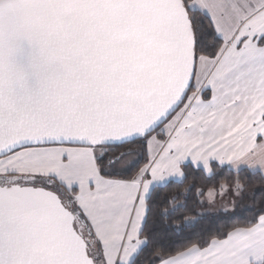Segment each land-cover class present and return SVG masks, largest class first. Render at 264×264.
<instances>
[{
  "label": "snow or ice",
  "instance_id": "snow-or-ice-1",
  "mask_svg": "<svg viewBox=\"0 0 264 264\" xmlns=\"http://www.w3.org/2000/svg\"><path fill=\"white\" fill-rule=\"evenodd\" d=\"M189 160L264 175V0H0V264H264L148 230Z\"/></svg>",
  "mask_w": 264,
  "mask_h": 264
},
{
  "label": "trees",
  "instance_id": "trees-1",
  "mask_svg": "<svg viewBox=\"0 0 264 264\" xmlns=\"http://www.w3.org/2000/svg\"><path fill=\"white\" fill-rule=\"evenodd\" d=\"M213 167L214 173L208 175L202 168L186 163L183 167L184 177L157 186L147 227L164 249H180L189 239L191 242L209 240L217 233L235 227H250L257 218L259 209L264 205V175L247 169L233 171L218 163H213ZM134 172L135 169L129 175ZM237 180L249 192L243 196L237 210L204 212L200 191L215 189L222 184H235ZM188 217H195V220L185 222ZM145 257H154V253L146 252Z\"/></svg>",
  "mask_w": 264,
  "mask_h": 264
},
{
  "label": "rangeland",
  "instance_id": "rangeland-1",
  "mask_svg": "<svg viewBox=\"0 0 264 264\" xmlns=\"http://www.w3.org/2000/svg\"><path fill=\"white\" fill-rule=\"evenodd\" d=\"M135 159V157H133ZM146 162V160L141 159L140 164L143 166V164ZM139 164V165H140ZM225 186V191L221 192V187L215 188L216 195L213 200H209L208 198V190L200 191V201L204 205V212H210V213H220V212H233L237 210V208L240 206L241 199L244 195H247L249 192L245 189L241 195H236L234 191V185L235 184H223ZM195 220V217H188L185 222H193Z\"/></svg>",
  "mask_w": 264,
  "mask_h": 264
},
{
  "label": "crops",
  "instance_id": "crops-1",
  "mask_svg": "<svg viewBox=\"0 0 264 264\" xmlns=\"http://www.w3.org/2000/svg\"><path fill=\"white\" fill-rule=\"evenodd\" d=\"M186 163H191L192 164V162L189 160V161H186L185 162V164ZM214 163H218V162H214ZM142 164H140V166H141ZM194 165V164H193ZM195 166V165H194ZM222 166H226V167H228L229 169H231V170H233V171H237L233 166H230V165H228L227 163H225L224 165H222ZM202 168V167H201ZM242 169H247V168H244L243 166L241 167V169L240 170H242ZM247 170H249V171H252V172H259L258 170H256V171H254V170H250V169H247ZM182 177H173V178H170L167 182H169L170 180H179V179H181ZM166 182V183H167Z\"/></svg>",
  "mask_w": 264,
  "mask_h": 264
}]
</instances>
